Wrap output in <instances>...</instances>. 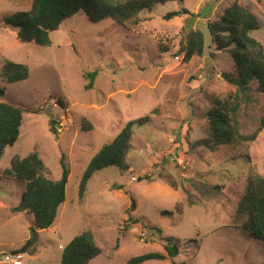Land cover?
Returning a JSON list of instances; mask_svg holds the SVG:
<instances>
[{
	"label": "rangeland",
	"instance_id": "rangeland-1",
	"mask_svg": "<svg viewBox=\"0 0 264 264\" xmlns=\"http://www.w3.org/2000/svg\"><path fill=\"white\" fill-rule=\"evenodd\" d=\"M234 2L259 17L253 36L264 46V0L169 1L142 11L135 30L79 12L45 46L21 41L18 29L5 23L30 10L33 0H0V102L23 110L19 139L0 161V264H9L3 254L32 236L33 216L13 211L24 185L4 171L14 157L33 151L51 178H61L63 162L70 176L57 220L38 231L23 264H59L64 246L87 229L103 250L89 264L167 254L163 236L179 245L178 256L143 264H264V242L245 229L242 205L251 173L264 176V127L254 141L215 145L207 116L214 98L237 89L223 77L235 72L234 60L217 49L208 29ZM174 10L181 13L166 19ZM192 30L203 31L205 50L186 60L182 46ZM8 60L27 65L29 77L7 82L2 66ZM247 94L238 115L242 133L251 134L261 123L264 93L252 81ZM144 116L150 121L134 129L129 168L97 171L80 199L91 158L127 122ZM146 175L152 179L139 180ZM132 197L136 208L128 211Z\"/></svg>",
	"mask_w": 264,
	"mask_h": 264
},
{
	"label": "trees",
	"instance_id": "trees-1",
	"mask_svg": "<svg viewBox=\"0 0 264 264\" xmlns=\"http://www.w3.org/2000/svg\"><path fill=\"white\" fill-rule=\"evenodd\" d=\"M174 0H33L30 10L18 11L5 18V23L18 29V37L23 42H34L39 45H51V33L69 17L82 12L92 21L100 22L112 19L129 30H135L142 22L141 12L152 9L157 4ZM182 1V0H178ZM181 13L170 11L165 15L171 19ZM261 28L259 17L247 6L239 2L229 5L224 13L211 22L208 29L217 49L227 51L235 63L234 73H223L228 82L237 89L225 97L214 98L208 118L215 145L254 141L264 127V110L259 128L251 133H242L239 121V109L243 102L250 101L247 94L252 81L257 82L258 89L264 93V46L253 36ZM186 60L194 55H203L205 36L201 30L188 32L186 44L182 46ZM27 65L6 61L2 66V75L7 82H19L29 77ZM90 86V85H89ZM1 91V89H0ZM4 92V91H1ZM264 108V106H263ZM150 121V116L130 120L117 136L104 145L89 161L79 184V197L83 199L92 176L99 170L116 166L122 171L129 168L128 154L136 126H143ZM23 122V110L13 104L0 102V161L8 147L13 146L20 136ZM60 179L50 177V170L37 151L24 158L14 157L10 167L4 173L13 176L22 185L24 191L14 212L28 213L33 216L32 236L22 246L12 252L27 253L37 241L38 231L49 229L55 223L61 205L66 201V189L70 171L62 163ZM150 175L139 177V180H151ZM115 189L123 188L114 184ZM244 210L247 214L245 229L254 238L264 242V176L251 173L246 192L243 196ZM136 208L134 197L128 211ZM167 213V212H164ZM132 219V218H129ZM125 226L124 231L128 229ZM162 233L161 228H154ZM164 249L167 254L150 252L129 258L124 264H143L149 260L174 258L179 254V245L171 236H163ZM95 233L91 229L75 235L62 251L59 264H89L102 253ZM5 253L3 254L4 257ZM174 264H184L175 263Z\"/></svg>",
	"mask_w": 264,
	"mask_h": 264
},
{
	"label": "built area",
	"instance_id": "built-area-1",
	"mask_svg": "<svg viewBox=\"0 0 264 264\" xmlns=\"http://www.w3.org/2000/svg\"><path fill=\"white\" fill-rule=\"evenodd\" d=\"M25 253L23 252H7L3 257V262L9 264H23Z\"/></svg>",
	"mask_w": 264,
	"mask_h": 264
}]
</instances>
